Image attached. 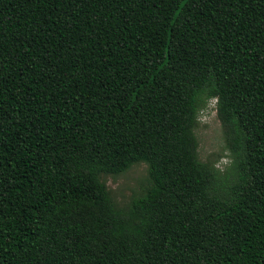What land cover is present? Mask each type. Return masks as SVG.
Returning a JSON list of instances; mask_svg holds the SVG:
<instances>
[{"label": "trees", "instance_id": "obj_1", "mask_svg": "<svg viewBox=\"0 0 264 264\" xmlns=\"http://www.w3.org/2000/svg\"><path fill=\"white\" fill-rule=\"evenodd\" d=\"M0 264H264V0H0Z\"/></svg>", "mask_w": 264, "mask_h": 264}, {"label": "rangeland", "instance_id": "obj_2", "mask_svg": "<svg viewBox=\"0 0 264 264\" xmlns=\"http://www.w3.org/2000/svg\"><path fill=\"white\" fill-rule=\"evenodd\" d=\"M214 102V99H210L198 110L193 133L199 161L211 164L219 174H224L230 166V158L224 147ZM102 181L119 206L139 195L148 185L144 164L132 165L124 173L116 177H103Z\"/></svg>", "mask_w": 264, "mask_h": 264}]
</instances>
